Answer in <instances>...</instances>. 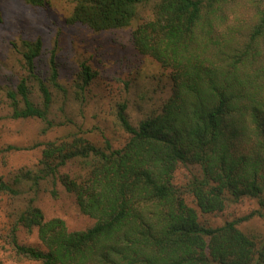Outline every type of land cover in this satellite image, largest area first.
<instances>
[{
    "label": "trees",
    "instance_id": "trees-1",
    "mask_svg": "<svg viewBox=\"0 0 264 264\" xmlns=\"http://www.w3.org/2000/svg\"><path fill=\"white\" fill-rule=\"evenodd\" d=\"M74 1L66 21L94 31L129 26L138 7L152 2V16L134 26L132 43L158 66L169 94L137 124L126 103L118 105L116 118L128 134L120 147L73 128L35 144L42 145L36 165L0 180V191L32 194L14 214L15 251L37 264H264V234L240 227L255 214L264 217V0H251L255 21L244 35L226 23L225 0ZM21 44L28 77L6 89L10 117L41 120V133L68 125V117L49 118L54 90L68 93L54 60L42 78L35 70L41 39ZM95 75L80 62L75 93ZM29 81L41 104L30 97ZM73 161L80 170L61 171ZM190 165L198 171L178 185L175 172ZM48 181L52 196L61 185L94 223L68 230L59 217L45 219L34 200ZM244 197L260 208L215 225L207 218ZM17 226L36 229L42 246L20 244Z\"/></svg>",
    "mask_w": 264,
    "mask_h": 264
},
{
    "label": "rangeland",
    "instance_id": "rangeland-1",
    "mask_svg": "<svg viewBox=\"0 0 264 264\" xmlns=\"http://www.w3.org/2000/svg\"><path fill=\"white\" fill-rule=\"evenodd\" d=\"M43 6L28 0H0V180L11 181L20 168H33L41 156L42 145L50 138L64 135L69 128L86 131V136L98 144L108 139L112 147H120L128 134L116 118L118 105L126 103V116L132 124L152 110L160 108L169 94L168 83L160 75L158 66L149 58L142 57L132 43V30L152 16V2L138 7L136 19L127 27L94 31L82 24H69L74 0H44ZM226 23L239 29V35L248 32L255 21L251 0H225L221 6ZM41 39L42 48L35 58V70L42 78L49 75L50 60H54L58 79L67 90L53 93L49 118L57 122L69 118V124L53 126L41 133L43 122L36 118L13 119L10 117L6 89H13L21 78L28 77L22 56L23 40ZM86 61L95 77L77 94L76 84L80 62ZM30 97L41 104L36 82L29 81ZM140 97H143L141 99ZM8 145L16 148L10 149ZM80 170L73 161L63 172ZM196 166L180 167L175 172L178 185L185 183ZM51 183L41 184L34 203L45 219L59 217L68 230H82L91 226L95 219L80 212L75 198L57 184V196L50 193ZM24 193V194H23ZM21 196L0 191V264H37L15 251L11 241L15 212L32 194L25 191ZM189 204L193 201L188 198ZM254 198L244 197L229 203L220 213L207 215L212 224L237 218L259 209ZM264 212V208L260 209ZM240 227L245 231L264 234V217L257 214L244 220ZM20 244L42 246L36 229L27 231L17 226L14 230Z\"/></svg>",
    "mask_w": 264,
    "mask_h": 264
}]
</instances>
